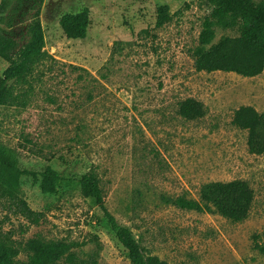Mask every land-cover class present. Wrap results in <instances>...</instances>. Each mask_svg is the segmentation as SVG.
<instances>
[{
  "label": "rangeland",
  "instance_id": "1",
  "mask_svg": "<svg viewBox=\"0 0 264 264\" xmlns=\"http://www.w3.org/2000/svg\"><path fill=\"white\" fill-rule=\"evenodd\" d=\"M6 1L0 25L23 43L33 1L19 11L18 0ZM165 4L172 20L157 27ZM84 6L92 18L88 36L68 38L60 18ZM211 10L208 0H44L52 57L30 82L16 83L17 103L0 105V143L35 171L97 173L109 211L165 264H264L255 246L264 243V152L250 151L248 131L233 123L241 106L264 112V70L244 76L197 69L193 51ZM239 34L217 28L215 42ZM8 66L0 57V77ZM187 98L204 103L203 117L181 115ZM234 179L255 193L240 222L164 199H199L205 183ZM16 198L40 213L38 223L19 213ZM56 240L72 243L84 261L132 264L103 210L76 183L0 176V251L10 246L14 263L25 264L32 241Z\"/></svg>",
  "mask_w": 264,
  "mask_h": 264
},
{
  "label": "trees",
  "instance_id": "2",
  "mask_svg": "<svg viewBox=\"0 0 264 264\" xmlns=\"http://www.w3.org/2000/svg\"><path fill=\"white\" fill-rule=\"evenodd\" d=\"M24 0H18L15 11L22 8ZM27 14H31L22 35L23 43L10 35L0 25V57L9 63L0 77V105L15 104L19 100L14 90L16 83L30 82V76L38 65L52 55L45 49V34L42 24V5L44 0H32ZM212 10L203 22L199 44L193 51L195 65L199 70L234 71L244 76H255L264 70V0H208ZM7 1L0 4V22L5 21ZM169 5L158 8L157 27L170 20ZM60 25L68 38L85 39L91 25L90 8L82 7L77 12L64 13ZM9 27L13 21H7ZM235 29L237 37L223 36L215 42L216 29ZM204 103L187 98L180 102V113L188 119H198L205 115ZM233 123L248 131V146L253 153L264 152V112L251 105L239 107L234 114ZM23 175L40 176L51 184L70 181L76 183L83 193L94 200L103 210L113 232L125 248L132 264H165L157 256L147 255L134 234L132 227L121 223L108 209L100 178L94 171L81 174L64 175L52 166L35 171L21 164L18 156L0 143V176L3 180ZM254 189L248 181H210L202 186L200 198L185 194L166 196V202L179 208L199 212H215L233 222L245 220L254 201ZM19 213L30 222L38 223L40 213L32 209L22 198L14 200ZM1 244V242H0ZM256 248L264 255V243L256 242ZM33 254L25 264H97V259L84 261L72 251V243L64 240L32 241ZM16 251L10 246L0 251V264H15Z\"/></svg>",
  "mask_w": 264,
  "mask_h": 264
}]
</instances>
